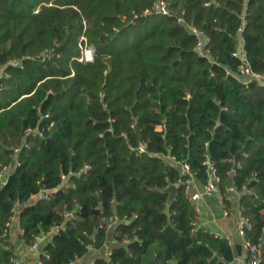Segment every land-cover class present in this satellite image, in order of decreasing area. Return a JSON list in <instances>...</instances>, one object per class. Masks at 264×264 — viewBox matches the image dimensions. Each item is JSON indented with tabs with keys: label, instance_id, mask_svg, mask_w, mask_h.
<instances>
[{
	"label": "trees",
	"instance_id": "16d2710c",
	"mask_svg": "<svg viewBox=\"0 0 264 264\" xmlns=\"http://www.w3.org/2000/svg\"><path fill=\"white\" fill-rule=\"evenodd\" d=\"M186 25L207 37L209 56ZM239 37L264 74V0H0V171L27 144L0 183V233L22 208L25 246L57 227L39 264H70L103 248L101 223L116 219L115 246L93 264H229L228 240L197 226L187 195L210 163L222 197L230 181L240 193L246 237L260 243L264 84L235 77ZM84 45L92 62L79 61ZM42 191L54 192L29 203ZM9 236L0 264L14 254Z\"/></svg>",
	"mask_w": 264,
	"mask_h": 264
},
{
	"label": "crops",
	"instance_id": "0c3cea01",
	"mask_svg": "<svg viewBox=\"0 0 264 264\" xmlns=\"http://www.w3.org/2000/svg\"><path fill=\"white\" fill-rule=\"evenodd\" d=\"M239 46V51L242 52L243 42L241 37H239ZM189 182L190 183H188L187 187V195L189 200L197 209V226L214 234L215 236L223 237L228 240L230 246L232 247L234 256L233 261L229 264H247L246 259L244 258V239L239 235V231L242 227V216L240 214L238 204L240 193L235 189L231 181L227 186L223 197L218 189H216L210 195H206L204 193V187L198 186L193 181V179H190ZM37 199L38 198H34V200L30 201V203L36 201ZM21 209L22 208H18L13 217L11 232L8 239L10 244L15 248L14 254L19 259L21 264H37L36 253L31 251L28 248L29 246H25L21 240V230L18 227V217ZM114 222L115 221L107 223L103 221L101 223L107 233V239L103 248L99 250L91 248L87 255L81 259H78L73 264H93L95 258L107 257L109 251L116 244L113 234L115 226ZM44 242L45 239L42 237V241L38 249L39 252L43 249ZM261 246L264 248V229L263 236L261 238Z\"/></svg>",
	"mask_w": 264,
	"mask_h": 264
},
{
	"label": "built area",
	"instance_id": "2783aa9c",
	"mask_svg": "<svg viewBox=\"0 0 264 264\" xmlns=\"http://www.w3.org/2000/svg\"><path fill=\"white\" fill-rule=\"evenodd\" d=\"M153 8L158 9V11L163 15L168 14L167 5H166V3L162 2V1H159L158 3L154 4ZM177 22L181 23V24L184 23V21L181 18L177 19ZM186 26L189 29V31L192 34L196 35L198 38V40L195 44L194 50L200 56H205V57L209 56L210 55L209 50L206 48V43L208 42L207 37H205L200 31H198L192 25H186ZM81 40L85 41L83 38H81ZM238 46H239V39H238ZM93 55H94V49L91 46L84 45L83 47H81V58L79 59V61L92 62ZM233 56L238 57L241 61V65L239 66L238 72L235 75V77L237 79H239L240 81H243L245 84H247V83H256L258 85L264 84V74L254 73L250 69L249 65L247 64L245 54L243 51L241 52V51H239V49H237L236 53H233ZM12 64L14 66H20L19 61H13ZM6 76H7V74L5 73L4 67L0 68V80ZM26 133L27 134L34 133V134H38L39 136H42V133L36 129L35 130L28 129L26 131ZM22 147H27V144L25 142H23L21 147L14 148V151H13V161L14 162H13V164L9 167H3L1 169V171H0V183H1V185H3L4 179L6 178V175H8V172L10 171V169L19 165L18 161L16 160V156L20 152ZM137 152L139 154L143 153L144 152L143 147H139L137 149ZM206 165L208 167L210 179L204 185V193L206 195H210L211 193H213L217 189L216 184H217L218 178L215 175V169L213 168V166L210 163H207ZM183 169H184V172H188V166L184 165ZM188 183H190V182L188 181ZM61 186H64L65 188L68 187V177H64V176L62 177ZM187 187H186V189H187ZM54 191H56V190H54ZM54 191H42L39 194L32 196L31 199L29 200V203H30V201L34 200V198L35 199L36 198L47 199L50 197L51 193H53ZM31 203H33V202H31ZM17 209L12 210L13 216L5 223L2 233H0V245H1V238L7 237V235L10 234V232H11L12 220H13V217H14ZM63 212H64L63 215L65 217H70L69 212H66L65 210ZM195 213L197 215V209L196 208H195ZM112 221H116V219H113ZM241 223H242V227L239 231V235L244 239V244H243L244 258L246 259L247 264H264L263 250H262L261 242L260 243H251L247 239L246 234H245V229L246 228L248 229L250 226H249L247 220L243 217H241ZM54 231L55 232L57 231V227H53L51 229V231L49 232V234L50 235L53 234ZM41 241H42V236L36 237L34 239L33 243L28 247L31 251L36 253L37 264L40 263V258H39L40 252L38 251V249H39V245H40ZM4 249L7 250L8 248L4 247ZM107 255H109V253ZM9 262H10V264H21V262L19 261V259L16 257L15 254L10 256ZM73 263L74 262H72L70 264H73Z\"/></svg>",
	"mask_w": 264,
	"mask_h": 264
},
{
	"label": "water",
	"instance_id": "95a60500",
	"mask_svg": "<svg viewBox=\"0 0 264 264\" xmlns=\"http://www.w3.org/2000/svg\"><path fill=\"white\" fill-rule=\"evenodd\" d=\"M233 165L234 168L236 166V160H233ZM8 177V175H6V178ZM176 191H177V186L176 185H169L166 189L165 192L168 194V202L166 204L165 207V211L164 214L169 218V210H170V204L171 202L174 200L175 196H176ZM263 251L264 248L262 247ZM110 264V263H109Z\"/></svg>",
	"mask_w": 264,
	"mask_h": 264
},
{
	"label": "rangeland",
	"instance_id": "374dc122",
	"mask_svg": "<svg viewBox=\"0 0 264 264\" xmlns=\"http://www.w3.org/2000/svg\"><path fill=\"white\" fill-rule=\"evenodd\" d=\"M240 47V46H239ZM238 47V48H239ZM44 239H45V242L44 243H46L49 239H50V235H47V236H44Z\"/></svg>",
	"mask_w": 264,
	"mask_h": 264
}]
</instances>
